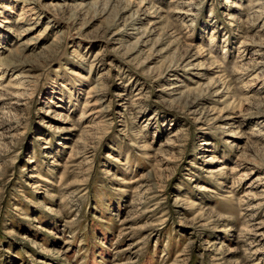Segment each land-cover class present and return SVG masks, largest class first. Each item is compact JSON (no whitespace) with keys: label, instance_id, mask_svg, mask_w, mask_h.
<instances>
[{"label":"rangeland","instance_id":"rangeland-1","mask_svg":"<svg viewBox=\"0 0 264 264\" xmlns=\"http://www.w3.org/2000/svg\"><path fill=\"white\" fill-rule=\"evenodd\" d=\"M0 264H264V0H0Z\"/></svg>","mask_w":264,"mask_h":264}]
</instances>
